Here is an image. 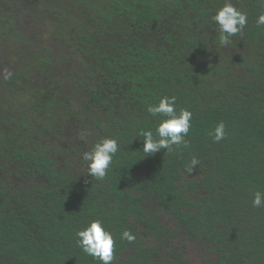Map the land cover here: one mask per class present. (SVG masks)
I'll list each match as a JSON object with an SVG mask.
<instances>
[{"label":"trees","instance_id":"16d2710c","mask_svg":"<svg viewBox=\"0 0 264 264\" xmlns=\"http://www.w3.org/2000/svg\"><path fill=\"white\" fill-rule=\"evenodd\" d=\"M231 2L248 23L220 47L223 0H0V264H101L76 243L96 219L112 264H264V7ZM165 95L189 147L143 157ZM104 137L120 150L98 181L82 155Z\"/></svg>","mask_w":264,"mask_h":264},{"label":"clouds","instance_id":"9594fccd","mask_svg":"<svg viewBox=\"0 0 264 264\" xmlns=\"http://www.w3.org/2000/svg\"><path fill=\"white\" fill-rule=\"evenodd\" d=\"M264 7V0H258ZM218 33V44L225 47L231 43L232 37L241 33L248 23V15L245 11L233 5L231 0H223L220 7L211 17ZM258 27L264 26V11H261L255 21ZM7 75L10 76V73ZM148 113L154 117H160L155 131L148 129L138 130L137 136L143 141V157L151 156L160 150L173 152L176 149L188 148L189 142L185 137L189 133L192 120V112L187 108L177 111L175 96H162L158 103L151 104L147 108ZM213 142L221 141L225 136V124L220 121L208 132ZM120 150V145L115 138L104 137L96 142L90 151L82 155L85 164L83 174L94 180L103 181L108 175L114 156ZM199 163L196 157H192L186 170L192 172ZM253 207L264 206V192L257 190L253 194ZM121 240L134 242L136 237L130 230H124ZM77 246L88 256L98 260L101 264H112L114 260V238L101 220H92L76 232Z\"/></svg>","mask_w":264,"mask_h":264},{"label":"rangeland","instance_id":"374dc122","mask_svg":"<svg viewBox=\"0 0 264 264\" xmlns=\"http://www.w3.org/2000/svg\"><path fill=\"white\" fill-rule=\"evenodd\" d=\"M2 3V2H1ZM0 3V5H1ZM9 10H11V7L8 8ZM0 58H2L3 56L8 55V52L5 51V48H0ZM186 256L193 262H197L200 259V251L192 244H189L187 246V252H186Z\"/></svg>","mask_w":264,"mask_h":264}]
</instances>
